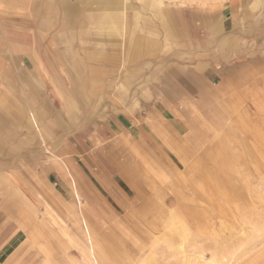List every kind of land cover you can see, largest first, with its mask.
I'll return each mask as SVG.
<instances>
[{
    "label": "crops",
    "instance_id": "0c3cea01",
    "mask_svg": "<svg viewBox=\"0 0 264 264\" xmlns=\"http://www.w3.org/2000/svg\"><path fill=\"white\" fill-rule=\"evenodd\" d=\"M233 1L0 0V264L183 186L247 129L264 48Z\"/></svg>",
    "mask_w": 264,
    "mask_h": 264
},
{
    "label": "rangeland",
    "instance_id": "374dc122",
    "mask_svg": "<svg viewBox=\"0 0 264 264\" xmlns=\"http://www.w3.org/2000/svg\"><path fill=\"white\" fill-rule=\"evenodd\" d=\"M236 1V13H250L238 18L240 27L247 25L241 36L264 48V0ZM260 84V97L248 100L247 129L232 132L231 145L189 173L183 186L164 188L146 200L142 194L120 195L121 206L129 205L127 199L135 208L116 209L82 231L72 226V240L57 241V250L35 256V264H264Z\"/></svg>",
    "mask_w": 264,
    "mask_h": 264
}]
</instances>
